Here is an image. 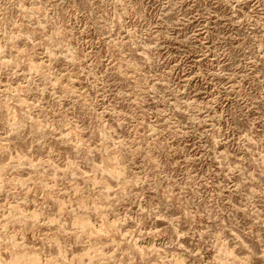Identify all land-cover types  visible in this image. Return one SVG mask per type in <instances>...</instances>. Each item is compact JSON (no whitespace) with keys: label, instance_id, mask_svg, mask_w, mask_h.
Returning a JSON list of instances; mask_svg holds the SVG:
<instances>
[{"label":"clouds","instance_id":"obj_1","mask_svg":"<svg viewBox=\"0 0 264 264\" xmlns=\"http://www.w3.org/2000/svg\"><path fill=\"white\" fill-rule=\"evenodd\" d=\"M11 3L0 0V12ZM248 11L250 33L259 30L264 53V0ZM9 23L0 16L5 38ZM132 45L117 71L131 73L135 109L121 86L95 96V90L73 92L79 70L33 64L42 59L40 45L13 55L15 46L0 43V76L11 66L17 74L24 67L26 78L0 92V264H215L224 229L198 230L184 201L169 199L163 188L178 122L190 113L166 74L146 82L135 38ZM129 60L134 67H124ZM153 189L156 197H148ZM21 205L35 208L21 211ZM150 236L152 246L141 251L137 238ZM242 236L233 233L231 254L221 264H264V237Z\"/></svg>","mask_w":264,"mask_h":264},{"label":"rangeland","instance_id":"obj_2","mask_svg":"<svg viewBox=\"0 0 264 264\" xmlns=\"http://www.w3.org/2000/svg\"><path fill=\"white\" fill-rule=\"evenodd\" d=\"M255 2L12 0L0 12L12 21L7 38L0 29V43L15 46L13 55L40 45L36 50L42 59H33V64L78 69L73 92L95 90V96L121 86L135 109L131 73L126 77L117 71L133 38L139 43V59L147 65L146 82L154 84L166 74L190 115L178 122L163 188L171 192L169 199L184 201L185 215L190 212L193 223L199 222L198 230L213 224L224 229L217 235L215 264L231 254L233 233L264 237V53L259 30L250 33L248 25V10ZM124 67L134 65L129 60ZM24 71L21 67L17 74L10 66L0 76V92L9 84L16 89L26 83ZM102 99L110 98L105 93ZM156 195L154 189L148 193ZM34 208L20 206L21 211ZM149 240L154 238H137L138 248L151 247Z\"/></svg>","mask_w":264,"mask_h":264},{"label":"bare ground","instance_id":"obj_3","mask_svg":"<svg viewBox=\"0 0 264 264\" xmlns=\"http://www.w3.org/2000/svg\"><path fill=\"white\" fill-rule=\"evenodd\" d=\"M138 247V246H137Z\"/></svg>","mask_w":264,"mask_h":264}]
</instances>
